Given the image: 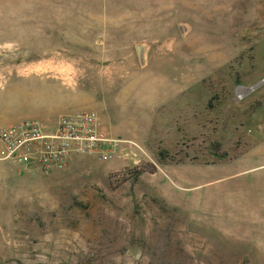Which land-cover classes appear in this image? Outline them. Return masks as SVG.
I'll return each instance as SVG.
<instances>
[{
  "label": "rangeland",
  "instance_id": "1",
  "mask_svg": "<svg viewBox=\"0 0 264 264\" xmlns=\"http://www.w3.org/2000/svg\"><path fill=\"white\" fill-rule=\"evenodd\" d=\"M263 79L264 0H0V128L93 110L149 155L0 160V264H264Z\"/></svg>",
  "mask_w": 264,
  "mask_h": 264
},
{
  "label": "built area",
  "instance_id": "2",
  "mask_svg": "<svg viewBox=\"0 0 264 264\" xmlns=\"http://www.w3.org/2000/svg\"><path fill=\"white\" fill-rule=\"evenodd\" d=\"M0 145L5 152L0 160H10L32 175L64 171L78 158L104 163L124 159L134 166L149 158L136 140L113 137L93 110L64 114L53 122L30 119L1 127ZM257 170L264 181V164Z\"/></svg>",
  "mask_w": 264,
  "mask_h": 264
},
{
  "label": "water",
  "instance_id": "3",
  "mask_svg": "<svg viewBox=\"0 0 264 264\" xmlns=\"http://www.w3.org/2000/svg\"><path fill=\"white\" fill-rule=\"evenodd\" d=\"M220 158H227V155H225V156H219Z\"/></svg>",
  "mask_w": 264,
  "mask_h": 264
},
{
  "label": "crops",
  "instance_id": "4",
  "mask_svg": "<svg viewBox=\"0 0 264 264\" xmlns=\"http://www.w3.org/2000/svg\"><path fill=\"white\" fill-rule=\"evenodd\" d=\"M2 119H5V118H2ZM8 126H10V125H8Z\"/></svg>",
  "mask_w": 264,
  "mask_h": 264
}]
</instances>
